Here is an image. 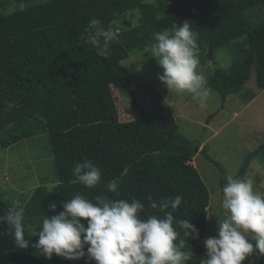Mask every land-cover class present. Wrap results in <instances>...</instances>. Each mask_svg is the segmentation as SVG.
Returning <instances> with one entry per match:
<instances>
[{"label": "trees", "instance_id": "1", "mask_svg": "<svg viewBox=\"0 0 264 264\" xmlns=\"http://www.w3.org/2000/svg\"><path fill=\"white\" fill-rule=\"evenodd\" d=\"M24 1L29 4L26 8L0 17V146L9 148L30 137L23 134L48 133L57 176L53 183H57L51 188L37 186L19 204L25 208V237L30 245L21 249L15 244L11 264H95L87 257L48 259L33 247L38 236L30 237L32 228L38 230L45 216L58 214L62 203L76 194L92 200L97 195L135 198L146 206L141 218L164 215L148 207L149 195L157 202L180 195L182 203L174 218L191 219L199 229V239L189 238L185 250L203 253L208 222L212 227L216 219L214 213L210 219L208 210L210 190L191 163L200 143L179 131L171 108L145 110L122 61L136 51L144 52L154 33L189 21L198 33L200 62L208 57L217 64L222 48L234 56L231 68L216 67L210 86L224 100L246 90V98H252L253 90L249 93L246 87L250 81L258 91L264 90V23L250 24L246 10L264 7V0ZM8 2L0 0V7ZM136 11L140 12L137 23L131 18ZM92 19H100L115 34L107 59L82 42ZM114 89L132 97L139 117L119 120ZM202 152L221 170L222 195L227 171L206 150ZM259 155L264 158V143L248 154L234 178H245ZM84 159L93 160L102 171L101 183L94 189L72 175V167ZM112 180L119 182L118 197L106 191ZM52 202L57 203L55 213L48 208ZM258 264H264V256Z\"/></svg>", "mask_w": 264, "mask_h": 264}, {"label": "clouds", "instance_id": "2", "mask_svg": "<svg viewBox=\"0 0 264 264\" xmlns=\"http://www.w3.org/2000/svg\"><path fill=\"white\" fill-rule=\"evenodd\" d=\"M19 7L23 10L25 5L21 2ZM85 33L82 42L107 59L116 39L114 32L100 19H92ZM152 39L143 51L162 69L158 79L169 92L190 94L206 108L212 93L207 76L198 70V33L192 24H174L154 33ZM72 175L88 189L96 188L102 179L100 167L91 159L77 161ZM226 181L221 195L224 218L217 224V235L204 240L206 259L200 264H242L253 255L257 259L264 256V192L254 189L251 178L228 176ZM105 188L119 196L117 180L107 182ZM182 199L175 195L157 202L149 195L148 207L164 215L141 218L146 206L135 198L129 201L97 195L92 200L76 194L62 203L58 214L45 216L38 230L32 228L30 237L38 236L33 247L48 259L55 255L69 261L87 257L95 264H187L192 254L185 250L186 245L189 238L199 239V229L191 219L174 218ZM48 208L55 213L57 203H50ZM0 221L10 227L19 248L29 247L23 206L13 205Z\"/></svg>", "mask_w": 264, "mask_h": 264}, {"label": "rangeland", "instance_id": "3", "mask_svg": "<svg viewBox=\"0 0 264 264\" xmlns=\"http://www.w3.org/2000/svg\"><path fill=\"white\" fill-rule=\"evenodd\" d=\"M21 2L25 5L24 8L29 5L24 0H9L6 6L0 7V17L20 10ZM134 14L131 18L137 23L140 12L136 11ZM246 16L252 25L264 23L263 5L248 8ZM117 29L119 30L116 32H119L121 28ZM216 59L218 63L214 64L213 60L204 57L198 66V70L207 76L212 93L206 108H201L190 94L169 92L158 79V73L162 74V69L150 54L136 51L122 61L131 75L134 88L139 89L138 97L145 110L168 111L171 108L179 131L197 144L200 143L191 163L197 167L210 190L208 210L210 219L212 213L216 219L211 222L212 227L208 222L206 238L217 235V224L224 218V210L221 208V170L202 151L206 150L211 158L224 166L228 176L234 177L248 154L264 143V90L258 91L250 81L246 87L249 88V93L253 90L254 97L246 98V90L240 94L228 95L224 100L210 86L209 78L216 67L231 68L234 56L229 49L222 48L217 52ZM224 63H228V66L223 67ZM114 95L120 121L126 122L139 117L136 103L127 92L114 89ZM23 135L30 137L9 148L0 146V199L13 201L15 204L25 202L37 186L44 184L51 188L57 183H53L57 176L51 159L53 154L48 133L42 130L33 136ZM245 178L254 181L255 190L264 192V158L261 155L252 160ZM191 254L192 259L187 264H200L201 260L206 259L205 247L203 253ZM260 257L257 259L253 255L242 264H258Z\"/></svg>", "mask_w": 264, "mask_h": 264}, {"label": "water", "instance_id": "4", "mask_svg": "<svg viewBox=\"0 0 264 264\" xmlns=\"http://www.w3.org/2000/svg\"><path fill=\"white\" fill-rule=\"evenodd\" d=\"M9 206L0 199V217L5 215ZM15 241L11 235L10 227L0 221V264H11L14 255Z\"/></svg>", "mask_w": 264, "mask_h": 264}]
</instances>
